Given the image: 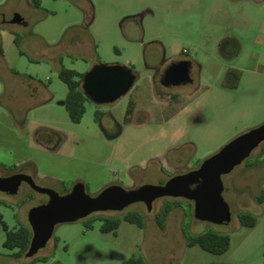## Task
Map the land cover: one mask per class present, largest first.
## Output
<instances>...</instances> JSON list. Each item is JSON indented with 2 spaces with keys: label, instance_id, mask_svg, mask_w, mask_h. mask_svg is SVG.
<instances>
[{
  "label": "rangeland",
  "instance_id": "obj_1",
  "mask_svg": "<svg viewBox=\"0 0 264 264\" xmlns=\"http://www.w3.org/2000/svg\"><path fill=\"white\" fill-rule=\"evenodd\" d=\"M40 1L0 0V176L25 172L61 193L83 181L93 195L113 183H164L264 122V0ZM15 12L26 22H12ZM183 56L193 61L194 80L168 89L155 75ZM99 61L135 65L137 78L114 102L87 100L75 122L61 102L68 86L58 70L85 72ZM233 67L241 69L237 86ZM172 90L179 94L173 100ZM39 128L59 129L63 140L43 131L47 143H39ZM262 149L264 140L223 175L229 222L186 214L188 199L172 197L176 206L161 227L156 213L163 196L151 210L136 201L96 211L121 217L116 232L102 230L99 217L88 226L90 215L60 222L33 256L4 246L0 222V264H119L133 253H142L146 264H264V201L257 200L264 188ZM46 199L24 181L17 193L0 190V211L10 228L17 227ZM133 209L142 211L143 226L123 218ZM243 209L257 216L255 225L241 223ZM184 222L194 233H229L230 247L213 253L188 245Z\"/></svg>",
  "mask_w": 264,
  "mask_h": 264
},
{
  "label": "water",
  "instance_id": "obj_2",
  "mask_svg": "<svg viewBox=\"0 0 264 264\" xmlns=\"http://www.w3.org/2000/svg\"><path fill=\"white\" fill-rule=\"evenodd\" d=\"M12 22H22L23 16L15 12ZM191 59L173 60L161 77L165 85L185 83L191 79ZM137 78L133 67L123 63L99 61L84 72L82 88L90 100L96 103L114 102L127 93ZM264 140V122L248 128L219 150L206 157L198 167L176 173L164 183H142L135 188H126L119 183L109 184L97 194H90L83 181L61 193L54 188L36 183L32 175L15 172L0 176V190L16 193L23 180L33 188L47 193L49 198L33 205L28 211V220L33 234L26 256H33L45 246L60 222L74 221L96 211L121 210L136 201L153 208L156 198L163 196L184 197L192 200L194 216L216 223L229 222L232 209L224 197L223 175L245 160Z\"/></svg>",
  "mask_w": 264,
  "mask_h": 264
},
{
  "label": "trees",
  "instance_id": "obj_3",
  "mask_svg": "<svg viewBox=\"0 0 264 264\" xmlns=\"http://www.w3.org/2000/svg\"><path fill=\"white\" fill-rule=\"evenodd\" d=\"M35 5L40 6V0H33ZM20 34L16 33L15 40L19 44ZM134 68L135 65H132ZM229 72H234L237 74V79L232 83V86H237L239 78L241 76V69L233 67L229 69ZM59 76L66 82L68 86V92L65 97V105L69 112L70 118L75 121H81L87 107L86 101L89 100V97L84 93L82 88V77L84 72L79 71L75 68L67 67L62 65L58 70ZM132 110V107L129 106L128 112ZM262 158H264V149L261 151ZM1 163V162H0ZM6 165V164H4ZM164 169V167H162ZM70 188H67L69 190ZM171 196H166L165 200L159 207L156 213V220L161 227H165L166 220L174 206ZM257 200L262 202L264 201V188H262L259 195H257ZM189 206L186 208V214L194 213V204L192 200H189ZM92 218L87 223L88 226L93 225V219L99 217L103 220L101 228L104 231H114L116 232L117 227L120 224L121 217L113 216L112 214H96L95 212L89 214ZM123 218L137 223L140 226L144 225V216L142 211L139 209L128 210L123 214ZM239 219L241 223L246 225H255L257 222V216L248 209H243L239 212ZM0 222L4 229L6 230V237L4 239V246L10 249L16 248L14 252L18 256L25 255L33 234L31 225L29 222L19 221L17 227L10 228L6 220L4 219V214L0 211ZM183 233L186 238L188 245H200L202 248L209 250L213 253H222L225 252L231 244V236L227 232H222L218 230H205L201 232L194 233L192 232L185 222L182 226ZM57 239V236H56ZM47 255L42 256L41 259L46 260ZM34 264V260L30 262ZM119 264H146V260L142 253H133L127 257H124Z\"/></svg>",
  "mask_w": 264,
  "mask_h": 264
},
{
  "label": "crops",
  "instance_id": "obj_4",
  "mask_svg": "<svg viewBox=\"0 0 264 264\" xmlns=\"http://www.w3.org/2000/svg\"><path fill=\"white\" fill-rule=\"evenodd\" d=\"M25 22H26V20H23L21 23H25ZM0 59H3V51H2L1 46H0ZM30 89H31L32 92H36L37 91L38 85H37V81L36 80H31V82H30ZM64 100H65V98L63 100H61V102L62 103H65ZM44 102H47V101H44ZM43 131L49 133L51 136H54L57 139H60L59 142H61L63 140L64 132L59 131V129H56V128H39L37 130V134H36V138H37V140H38L39 143H45V144L47 143V141H45V139H42L41 138V137H43V138L44 137L45 138L47 137L46 136L47 133H44Z\"/></svg>",
  "mask_w": 264,
  "mask_h": 264
},
{
  "label": "flooded vegetation",
  "instance_id": "obj_5",
  "mask_svg": "<svg viewBox=\"0 0 264 264\" xmlns=\"http://www.w3.org/2000/svg\"><path fill=\"white\" fill-rule=\"evenodd\" d=\"M23 20H25V18L23 17ZM186 58H188V57H186V56H183V57H180V58H175V59H173V60H180V59H186ZM190 59V58H189ZM172 60V61H173ZM171 61V62H172ZM191 61H192V59H191ZM170 62V63H171ZM192 66H193V61L191 62V79L189 80V81H187V82H185V83H179V84H171V85H165L164 83H162V81H161V77H162V75H163V72H164V70L165 69H163L162 71H159L158 72V74H156L155 75V77H158L157 79H158V81L162 84V85H164V86H166V88H168V89H172V88H175L176 86H179V85H182V84H186V83H188V82H191V81H193L194 80V74L192 73ZM177 92L175 91V90H172L171 92H170V98L173 100V99H175L176 98V96H178L179 94H176ZM163 169V168H162ZM15 173V172H14ZM25 180H23L22 182H24ZM27 183H28V187L29 188H32V189H35V188H33V186L28 182V181H26ZM22 184V183H21ZM21 184H20V186H21ZM20 188V187H19ZM31 190V189H30ZM29 190V191H30ZM36 190V189H35ZM4 191V190H3ZM19 191V190H18ZM5 192H7V191H5ZM7 193H9V192H7ZM17 193V192H16ZM47 194V193H46ZM49 198V195L47 194V199ZM46 199V200H47ZM45 200V201H46ZM15 254V253H14ZM16 255V254H15ZM18 256V255H17Z\"/></svg>",
  "mask_w": 264,
  "mask_h": 264
}]
</instances>
